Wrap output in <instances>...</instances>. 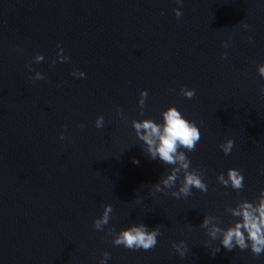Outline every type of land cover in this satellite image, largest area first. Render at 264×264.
Masks as SVG:
<instances>
[{"label":"water","instance_id":"95a60500","mask_svg":"<svg viewBox=\"0 0 264 264\" xmlns=\"http://www.w3.org/2000/svg\"><path fill=\"white\" fill-rule=\"evenodd\" d=\"M177 7L176 0H0V264H99L105 251L109 264H264L238 248L214 255L206 244L216 242L199 227L205 215L227 225V206L264 190V0H184L179 19ZM57 44L69 63L52 64ZM37 53L46 62L31 64ZM29 64L46 79L32 80ZM74 69L87 79L73 77ZM183 86L195 97L180 95ZM143 90L144 118L175 105L201 127L188 155L207 169L208 193H153L165 167L145 155L132 128L142 119ZM229 138L235 146L226 156L219 145ZM229 168L245 175L239 193L217 183ZM106 204L113 206L107 227L160 226L158 245L113 246L93 227ZM180 240L189 248L184 258L172 248Z\"/></svg>","mask_w":264,"mask_h":264},{"label":"clouds","instance_id":"9594fccd","mask_svg":"<svg viewBox=\"0 0 264 264\" xmlns=\"http://www.w3.org/2000/svg\"><path fill=\"white\" fill-rule=\"evenodd\" d=\"M178 5L174 9L175 16L179 19L183 16L182 5L184 0H176ZM242 27L247 30L249 25L242 22ZM251 39V38H250ZM230 45L225 42L224 47ZM57 59L52 60V64L69 63L71 58L64 54L65 49L62 44H57ZM22 51V50H20ZM227 54H225L226 58ZM46 62L45 55L37 53L32 57L31 64ZM29 64V71H35ZM258 74L264 78V64L258 65ZM71 75L77 79H87V73L74 69ZM34 81L45 80L46 76L40 71H35L31 77ZM175 92V89H169ZM264 92V89L261 90ZM180 95L192 99L196 95V89L183 86L180 88ZM149 98V92L143 90L138 100L139 115L142 119H133L132 128L136 138L141 144L145 155L153 160L159 161L164 167L165 172L160 180L152 185L153 193L171 195L175 199H187L193 195V190L201 193H208L209 186L205 180L207 169L193 167L189 152H194L202 139L201 127L193 120L187 118L184 113L175 105L167 107L156 119L144 118L145 108ZM122 120H127L123 110H119ZM95 126L102 129L105 126V117L98 115ZM81 127H85L81 124ZM66 137L62 133L60 140ZM235 141L231 138L219 145L224 155H231ZM134 163L139 164V160ZM264 172V170H262ZM217 183L225 188H231L240 192L245 188V175L238 168H229L227 172H221L217 176ZM137 203H142V198H137ZM225 212L232 218L231 222L225 225L224 220L218 215H205L200 228L204 229L210 242L208 247L215 255L223 248L229 252L239 249L241 252L250 251L255 257L264 256V190H261L255 199L249 200L240 197L234 204L225 208ZM113 206L106 204L102 214L94 219L93 227L97 232L105 233V238L111 237V243L115 247L122 246L131 251H150L158 245V238L161 236L160 226L150 228L142 220L132 223L128 227L117 230L110 225L112 220ZM188 227H192L188 225ZM172 248L181 258L188 252V244L185 240L174 242ZM112 259L110 252L105 251L99 264H109Z\"/></svg>","mask_w":264,"mask_h":264}]
</instances>
